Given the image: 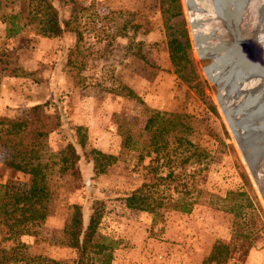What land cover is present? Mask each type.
<instances>
[{
	"label": "rangeland",
	"instance_id": "obj_1",
	"mask_svg": "<svg viewBox=\"0 0 264 264\" xmlns=\"http://www.w3.org/2000/svg\"><path fill=\"white\" fill-rule=\"evenodd\" d=\"M179 1L193 56L192 87L174 72L168 56L164 0H52L60 17L71 19L69 30L59 36L42 35L27 23L25 16L38 0H0V116L25 117L30 105L44 102L49 112L62 116L48 137L49 150L58 153L72 142L81 156L77 171L49 179V216L30 234L8 235L28 252L74 258V250L60 243L64 222L74 203L82 204L87 220L94 199L104 201L100 233L120 241L111 264H203L214 243L234 239L233 216L214 204L228 190L248 191L264 214V199L228 125V114L236 112L229 88L217 77L213 58L198 53L187 0ZM15 13L23 15L15 19L19 32L9 36V17ZM128 90L138 98L128 96ZM156 113L164 120L179 115L192 127L190 139L211 158L206 168L196 170V162L186 168L196 172L204 191L200 203L190 213L169 209L152 219L125 205L126 195L149 184L152 174L149 158L140 160L139 150L124 141L129 136V144L148 143L144 126ZM82 134L83 147L77 143ZM263 148L257 149V161ZM93 149L115 155L116 161L94 174L85 157ZM7 159L0 152V183L26 192L30 176L9 167ZM244 243L247 253L235 264H264V227Z\"/></svg>",
	"mask_w": 264,
	"mask_h": 264
},
{
	"label": "trees",
	"instance_id": "obj_2",
	"mask_svg": "<svg viewBox=\"0 0 264 264\" xmlns=\"http://www.w3.org/2000/svg\"><path fill=\"white\" fill-rule=\"evenodd\" d=\"M164 1L168 2L162 11L169 34L168 56L174 72L192 87L193 56L180 1ZM33 9L36 10L31 11L32 14L27 12L25 17L28 24L37 26L40 34L59 36L69 30L71 19L61 18L52 0H38ZM22 16L15 13L9 17V36L19 32L20 25L15 19ZM126 94L138 98L132 90ZM164 118L161 113H156L147 119L144 131L149 134L148 143H143L141 147L135 143L129 144V136L124 141L125 146L139 150L140 160L149 158L148 166L152 174L149 184L138 186L126 195L125 205L151 214L152 219L161 218L169 209L190 213L200 203L204 191L196 183V172H188L186 168L188 164L196 162V170H201L207 167L211 158L210 151L190 139L192 127L183 123L179 115ZM61 122L62 116L57 112H49L44 102L30 105L25 117L9 119L0 116V152L8 155L9 167L30 176L29 189L24 193L13 192L8 184L0 183V264H111L113 261L114 250L120 241L100 233L104 217L102 199L92 201L87 220L82 204L70 206L60 242L74 250V258L69 261L30 253L24 243L8 236L32 233L31 228L50 214L49 179L54 174L61 176L77 171L81 156L74 143L68 142L58 153L48 148V137ZM77 143L81 147L85 145L83 134ZM85 157L92 162L94 174L105 172L116 161L115 155L97 149L85 153ZM239 175L244 185H248L241 170ZM214 204L233 216L234 239L228 243H214L202 263L241 262L248 250L244 242H250L252 236L264 227L263 211L253 196L240 188L226 191L224 197H217ZM257 221H261L259 225ZM239 239L242 241L237 243Z\"/></svg>",
	"mask_w": 264,
	"mask_h": 264
},
{
	"label": "bare ground",
	"instance_id": "obj_3",
	"mask_svg": "<svg viewBox=\"0 0 264 264\" xmlns=\"http://www.w3.org/2000/svg\"><path fill=\"white\" fill-rule=\"evenodd\" d=\"M187 12L198 53L213 58L217 77L229 88L236 112L228 114V125L264 199V153L260 161L254 157L264 147V82L239 53L242 42L264 43V0H187Z\"/></svg>",
	"mask_w": 264,
	"mask_h": 264
},
{
	"label": "water",
	"instance_id": "obj_4",
	"mask_svg": "<svg viewBox=\"0 0 264 264\" xmlns=\"http://www.w3.org/2000/svg\"><path fill=\"white\" fill-rule=\"evenodd\" d=\"M239 53L243 62L252 70H255L256 76H259L264 82V43L257 41L256 44L252 42H242Z\"/></svg>",
	"mask_w": 264,
	"mask_h": 264
}]
</instances>
